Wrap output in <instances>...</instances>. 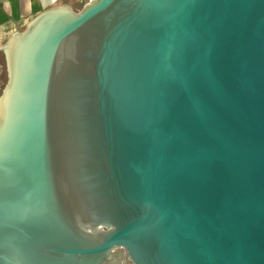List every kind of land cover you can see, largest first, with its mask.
<instances>
[{"label":"water","instance_id":"1","mask_svg":"<svg viewBox=\"0 0 264 264\" xmlns=\"http://www.w3.org/2000/svg\"><path fill=\"white\" fill-rule=\"evenodd\" d=\"M0 50V264H264V0L57 3Z\"/></svg>","mask_w":264,"mask_h":264},{"label":"crops","instance_id":"2","mask_svg":"<svg viewBox=\"0 0 264 264\" xmlns=\"http://www.w3.org/2000/svg\"><path fill=\"white\" fill-rule=\"evenodd\" d=\"M88 0H0V48L6 39L17 30L24 27L25 23L39 11L54 6L57 3H65L78 10ZM1 61L4 63L0 50Z\"/></svg>","mask_w":264,"mask_h":264},{"label":"flooded vegetation","instance_id":"3","mask_svg":"<svg viewBox=\"0 0 264 264\" xmlns=\"http://www.w3.org/2000/svg\"><path fill=\"white\" fill-rule=\"evenodd\" d=\"M112 259L106 264H132L127 254L122 249H117L113 252Z\"/></svg>","mask_w":264,"mask_h":264},{"label":"rangeland","instance_id":"4","mask_svg":"<svg viewBox=\"0 0 264 264\" xmlns=\"http://www.w3.org/2000/svg\"><path fill=\"white\" fill-rule=\"evenodd\" d=\"M0 60H1V55H0ZM3 74H5V70L3 68V63L1 61V67H0V87H1L2 82H3V80H2Z\"/></svg>","mask_w":264,"mask_h":264},{"label":"trees","instance_id":"5","mask_svg":"<svg viewBox=\"0 0 264 264\" xmlns=\"http://www.w3.org/2000/svg\"><path fill=\"white\" fill-rule=\"evenodd\" d=\"M3 68H4V63H3ZM2 80H3V82H2V85H1V87H0V91H1V88H2L3 83H4V81H5V74H3Z\"/></svg>","mask_w":264,"mask_h":264}]
</instances>
